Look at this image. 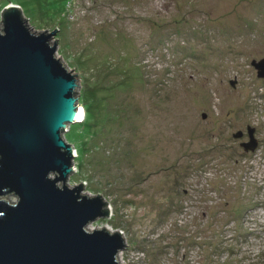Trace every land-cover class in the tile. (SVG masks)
<instances>
[{
  "label": "rangeland",
  "instance_id": "1",
  "mask_svg": "<svg viewBox=\"0 0 264 264\" xmlns=\"http://www.w3.org/2000/svg\"><path fill=\"white\" fill-rule=\"evenodd\" d=\"M11 3L78 75L67 184L120 264H264V0H0V30Z\"/></svg>",
  "mask_w": 264,
  "mask_h": 264
},
{
  "label": "water",
  "instance_id": "2",
  "mask_svg": "<svg viewBox=\"0 0 264 264\" xmlns=\"http://www.w3.org/2000/svg\"><path fill=\"white\" fill-rule=\"evenodd\" d=\"M1 14L0 264H119V229H88L107 202L82 194L86 181L67 184L74 147L62 133L81 121L79 78L57 57V38L50 43L58 28L31 32L15 3ZM253 65L264 77V57Z\"/></svg>",
  "mask_w": 264,
  "mask_h": 264
},
{
  "label": "bare ground",
  "instance_id": "3",
  "mask_svg": "<svg viewBox=\"0 0 264 264\" xmlns=\"http://www.w3.org/2000/svg\"><path fill=\"white\" fill-rule=\"evenodd\" d=\"M78 113L76 114V118L81 120V118H83L84 115V110L81 107H78Z\"/></svg>",
  "mask_w": 264,
  "mask_h": 264
},
{
  "label": "built area",
  "instance_id": "4",
  "mask_svg": "<svg viewBox=\"0 0 264 264\" xmlns=\"http://www.w3.org/2000/svg\"><path fill=\"white\" fill-rule=\"evenodd\" d=\"M76 151V150H75ZM76 155V154H75ZM111 231V230H110ZM117 260H118V263L120 264V263H122V260H121V262L119 261V255L117 254Z\"/></svg>",
  "mask_w": 264,
  "mask_h": 264
},
{
  "label": "trees",
  "instance_id": "5",
  "mask_svg": "<svg viewBox=\"0 0 264 264\" xmlns=\"http://www.w3.org/2000/svg\"><path fill=\"white\" fill-rule=\"evenodd\" d=\"M87 114L85 113V116H84V119L83 120H86L88 117L86 116ZM78 123V122H76ZM106 210H108L106 207H105Z\"/></svg>",
  "mask_w": 264,
  "mask_h": 264
}]
</instances>
